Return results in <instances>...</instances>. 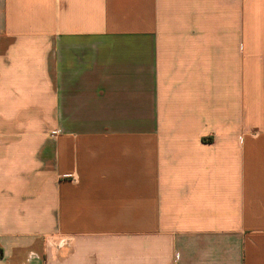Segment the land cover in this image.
I'll use <instances>...</instances> for the list:
<instances>
[{"label":"crops","instance_id":"1","mask_svg":"<svg viewBox=\"0 0 264 264\" xmlns=\"http://www.w3.org/2000/svg\"><path fill=\"white\" fill-rule=\"evenodd\" d=\"M0 264H264V0H0Z\"/></svg>","mask_w":264,"mask_h":264}]
</instances>
